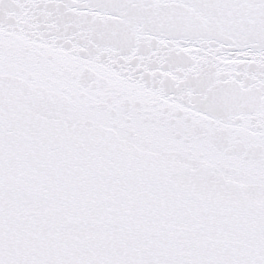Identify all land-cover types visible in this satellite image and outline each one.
Here are the masks:
<instances>
[{"label":"snow or ice","instance_id":"1","mask_svg":"<svg viewBox=\"0 0 264 264\" xmlns=\"http://www.w3.org/2000/svg\"><path fill=\"white\" fill-rule=\"evenodd\" d=\"M0 264H264V0H0Z\"/></svg>","mask_w":264,"mask_h":264}]
</instances>
